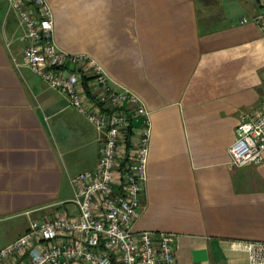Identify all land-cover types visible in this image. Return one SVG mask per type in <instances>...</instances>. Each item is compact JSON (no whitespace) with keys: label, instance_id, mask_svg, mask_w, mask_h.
Segmentation results:
<instances>
[{"label":"crops","instance_id":"obj_1","mask_svg":"<svg viewBox=\"0 0 264 264\" xmlns=\"http://www.w3.org/2000/svg\"><path fill=\"white\" fill-rule=\"evenodd\" d=\"M64 51L97 59L150 112L135 232L174 235L177 264H250L236 241H264V160L229 147L264 99L259 0H47ZM25 27L0 0V249L32 219L75 211L71 177L98 166L96 128L61 91L16 67ZM143 117L135 120L141 126Z\"/></svg>","mask_w":264,"mask_h":264},{"label":"built area","instance_id":"obj_2","mask_svg":"<svg viewBox=\"0 0 264 264\" xmlns=\"http://www.w3.org/2000/svg\"><path fill=\"white\" fill-rule=\"evenodd\" d=\"M25 27L23 57L29 67L98 132L100 157L95 170L71 177L75 211L61 207L54 217L32 219L28 230L0 249V264H177L174 235L135 232L141 193L148 173L150 112L135 92L109 76L87 54L62 50L54 37V13L47 0H7ZM264 8V0H259ZM252 22L264 31V11ZM143 117L141 126L135 120ZM231 164L240 168L264 160V99L251 115L242 114L229 147ZM250 264H264V241H236Z\"/></svg>","mask_w":264,"mask_h":264}]
</instances>
